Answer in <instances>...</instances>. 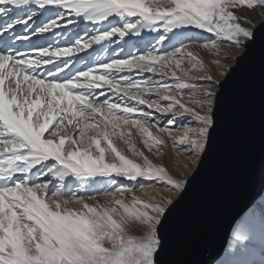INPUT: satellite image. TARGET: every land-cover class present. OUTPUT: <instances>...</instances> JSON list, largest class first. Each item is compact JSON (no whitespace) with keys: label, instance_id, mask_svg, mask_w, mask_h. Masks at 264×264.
Returning <instances> with one entry per match:
<instances>
[{"label":"snow or ice","instance_id":"6c2138e0","mask_svg":"<svg viewBox=\"0 0 264 264\" xmlns=\"http://www.w3.org/2000/svg\"><path fill=\"white\" fill-rule=\"evenodd\" d=\"M257 6L264 0H0V264H158L155 229L211 151L226 86L264 47ZM200 38L210 61L188 50ZM98 46L102 58L89 61ZM169 146L181 175L150 158ZM257 223L264 230V200L238 214L232 240ZM137 226L154 234L132 249Z\"/></svg>","mask_w":264,"mask_h":264},{"label":"water","instance_id":"95a60500","mask_svg":"<svg viewBox=\"0 0 264 264\" xmlns=\"http://www.w3.org/2000/svg\"><path fill=\"white\" fill-rule=\"evenodd\" d=\"M216 115L199 175L173 217L156 229L162 240L158 264H217L238 214L264 194V47L257 45L242 63Z\"/></svg>","mask_w":264,"mask_h":264},{"label":"rangeland","instance_id":"374dc122","mask_svg":"<svg viewBox=\"0 0 264 264\" xmlns=\"http://www.w3.org/2000/svg\"><path fill=\"white\" fill-rule=\"evenodd\" d=\"M264 10V9H263ZM45 23L47 21H44ZM23 30L21 29V32ZM196 32H199L201 30H195ZM50 35V34H49ZM143 36H145L146 39H150L152 36H154L155 34H151V33H145V34H142ZM125 39H129L128 37H126ZM138 39V38H136ZM33 43H35V40H33ZM39 43H45V41L41 40L39 41ZM203 43V39L200 38L199 41H198V45L199 44H202ZM21 46L22 47H28L29 44L27 42H21ZM196 50H199L198 53L201 55V56H206L207 55V51L204 50L202 47H199V48H196ZM242 50L240 52L237 53V56H240L242 54ZM82 57H83V53L80 54ZM88 59L89 61L92 60L93 57L97 58V59H100L102 58L103 56V50L98 46L96 51H93V49H89L88 50ZM185 67H188L187 65H185ZM167 119V117L165 118ZM182 133H179V132H176L175 135L179 136L181 135ZM134 140H137V147H140L142 145V140H138V138H136L135 136L133 137ZM121 150H126V147L125 145L122 144V142L118 145ZM156 150L154 149L153 152H155ZM163 151L165 152V156L163 157V159H160V158H157L156 156L152 155L150 156V158L153 159L154 163H157V164H163L164 166H168L169 167V170L172 171V174L174 175H181V173H179L177 171V168L179 165L182 164L183 162V157L179 155V153L176 151V149H173L171 148L170 146L168 148H165L163 149ZM131 158V156H130ZM139 162V161H138ZM199 161H193V163H198ZM196 168H192L191 172L190 173H187V176L185 177V179L195 170ZM35 171V169H34ZM71 179V178H69ZM97 180H101L103 178H100V177H97L96 178ZM117 182L118 184H126V185H133V186H138L140 183H143L145 185H147L149 182L148 181H141L140 178H138L137 181L135 182H132V181H127L126 179H123V178H117ZM89 190V191H88ZM155 191L157 192H168L169 190L166 189V188H155L154 189ZM144 192H147L148 195H151V189H147V188H144V189H140L138 190L137 194L138 195H141L142 198H147L145 196H143V193ZM176 194V196H170L171 198H166V203L164 204V207L167 208L177 197L178 195L180 194L179 192H174ZM80 194H85V195H92V191L90 189H82ZM108 199V197L106 196H103L102 194L101 195H98L97 196V201L99 203H104L106 200ZM88 202H92L91 200H89ZM162 213H163V209H162ZM155 232H156V229H155ZM129 233L131 235H135L137 237V239L135 240H131V241H126V246L132 248V249H136V248H139L141 245H145L147 244L148 242H151V236L154 234L153 231H144L143 232V237H141V233L139 230H134L130 227L129 229ZM140 233V235H138ZM231 244V242H230ZM229 248H230V245H229ZM230 250L228 249L227 251V257L230 258Z\"/></svg>","mask_w":264,"mask_h":264},{"label":"bare ground","instance_id":"6f19581e","mask_svg":"<svg viewBox=\"0 0 264 264\" xmlns=\"http://www.w3.org/2000/svg\"><path fill=\"white\" fill-rule=\"evenodd\" d=\"M258 11L261 12L262 15H264V10L260 9L259 6H257ZM196 48H199L198 44H189V51H192L194 55H196L200 59H204L206 61L211 60V54L207 52V55L201 56ZM243 53V52H242ZM183 163V162H182ZM172 172V171H171ZM189 171L188 173H190ZM89 191V190H88ZM170 196H176V194L169 193ZM264 200V194L256 201H262ZM90 203V202H89ZM162 212V209H161ZM134 230H139L141 233V237H143L142 229L137 227H131ZM140 233L138 235H140ZM231 242V244H230ZM230 245V248H229ZM230 250V258H228L227 251ZM217 264H264V230L261 229L259 223L255 225L253 235L246 240H244L242 243L240 242H234L232 240V237L230 238L229 244L227 246L226 252L224 256L220 259V261Z\"/></svg>","mask_w":264,"mask_h":264}]
</instances>
